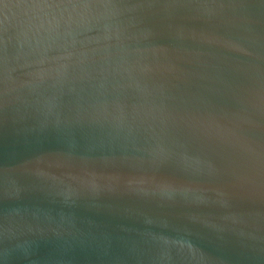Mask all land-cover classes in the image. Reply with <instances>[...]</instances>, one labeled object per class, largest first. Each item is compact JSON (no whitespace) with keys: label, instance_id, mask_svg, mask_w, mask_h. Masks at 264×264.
Returning <instances> with one entry per match:
<instances>
[{"label":"water","instance_id":"obj_1","mask_svg":"<svg viewBox=\"0 0 264 264\" xmlns=\"http://www.w3.org/2000/svg\"><path fill=\"white\" fill-rule=\"evenodd\" d=\"M0 264H264V0H0Z\"/></svg>","mask_w":264,"mask_h":264}]
</instances>
